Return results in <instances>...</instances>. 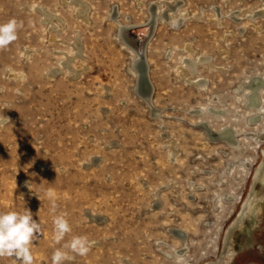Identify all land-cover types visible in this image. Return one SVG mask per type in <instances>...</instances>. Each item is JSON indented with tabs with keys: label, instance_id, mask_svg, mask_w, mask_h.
<instances>
[{
	"label": "rangeland",
	"instance_id": "374dc122",
	"mask_svg": "<svg viewBox=\"0 0 264 264\" xmlns=\"http://www.w3.org/2000/svg\"><path fill=\"white\" fill-rule=\"evenodd\" d=\"M171 1L83 0L82 17L74 0H0V25L16 23L0 46V212L39 223L33 264L57 249L62 264H264V0H178V27L157 17L149 103L120 23ZM187 57L209 61L184 76ZM76 237L85 255L65 247Z\"/></svg>",
	"mask_w": 264,
	"mask_h": 264
},
{
	"label": "clouds",
	"instance_id": "9594fccd",
	"mask_svg": "<svg viewBox=\"0 0 264 264\" xmlns=\"http://www.w3.org/2000/svg\"><path fill=\"white\" fill-rule=\"evenodd\" d=\"M15 28V21L0 25V46L7 45L15 39ZM48 195L51 193L49 192ZM54 225V239L58 243L70 229L62 217H57ZM39 233L40 225L33 219L30 210L26 213L0 212V258L14 257L19 264H33L34 258L30 246ZM85 243V238L76 237L65 247L79 255H85L88 252ZM70 258L66 253L57 249L52 255V264H62L63 260Z\"/></svg>",
	"mask_w": 264,
	"mask_h": 264
},
{
	"label": "bare ground",
	"instance_id": "6f19581e",
	"mask_svg": "<svg viewBox=\"0 0 264 264\" xmlns=\"http://www.w3.org/2000/svg\"><path fill=\"white\" fill-rule=\"evenodd\" d=\"M74 1L78 5V10H77L78 14L81 15L82 17L83 16L85 17L86 12H87V7H86L85 4H83V0H74ZM166 7L167 8L161 7L160 3L157 2L155 7H153V9H150L151 10V14H150V20L148 21V23L139 24V25L138 24L137 25H128V24L120 23L119 36L127 44V46L132 51H134V53H135V57H134V59L132 61V67L135 69V71L137 73V88L136 89H137V91H139V94H141L144 97L145 100H147L149 98V95L152 94L153 88L151 89V87H149L148 83H146V81L144 80L143 73H144V71L146 72V67L144 66V64L142 63V61L140 59V55H139L138 50L136 49V47L134 45H132V43H130L124 37L123 32H124V29L128 28V29H133V31L139 36H140V34H145L147 32V26L150 25V27H152L151 30L154 29L155 21H157V19H156L157 17L162 18L163 20L167 21L168 23H170L174 27H178L181 24L182 19H183V17H182L183 13H181L182 10L180 11V9H179L178 0H173L171 2H167L166 3ZM40 10L44 14L46 20L51 22V20L53 18V15H51L50 13H48L47 11H45L43 9H40ZM257 13L264 14V9H261L260 11H257ZM151 33H153V32H151ZM145 39H147V38H145ZM145 39L143 40L144 44L146 42ZM186 49L187 50H191V51L193 50L192 47H190L189 45H187ZM71 60H72V58H70V61ZM203 61H209V57H202L199 60H193V59L187 57L185 59V64H186V68L187 69L186 68H184V69L182 68L181 69V73L184 76H185V73H186L187 70L189 72H191V73H194L197 63L203 62ZM67 64H68V66H71L70 63H67ZM147 73H148V71H147ZM149 83L152 85L150 80H149ZM260 84H261L260 80H254L251 83V85H250L251 86V91H252V95H251V99H252L251 104L252 105L256 104V99H257L258 90H259L258 86ZM263 155H264V150H263ZM257 177H258V180L259 179L261 180V183L264 182V159H263L262 163L260 164L259 169L257 171ZM255 192H256V190L254 188L252 190L251 194L249 195V197L246 199L247 201H245L243 211L240 212L239 218L232 224L233 225L232 229L240 228L244 224L245 218L250 216L249 214L252 211L253 205H254ZM229 235L231 236V234H229ZM230 236H228V239H227V242H226L227 243L226 244V251L224 252V255L229 256V257L232 256V251H233V249H232V240H231ZM182 237H183V239H185V236H182ZM203 264H213V263L207 262V263H203Z\"/></svg>",
	"mask_w": 264,
	"mask_h": 264
},
{
	"label": "water",
	"instance_id": "95a60500",
	"mask_svg": "<svg viewBox=\"0 0 264 264\" xmlns=\"http://www.w3.org/2000/svg\"><path fill=\"white\" fill-rule=\"evenodd\" d=\"M149 31H150V25L147 26V32L145 34H140L139 36L133 31V29L126 28L124 29L123 35L138 50L140 59L144 64V66L146 67V72L144 71L143 73L144 80L146 81V83H148L149 87H151L152 89V85L149 83V78L147 73V63L145 61V44L143 43V40L147 37ZM150 97L151 95H149V98L147 99L149 103H150Z\"/></svg>",
	"mask_w": 264,
	"mask_h": 264
}]
</instances>
